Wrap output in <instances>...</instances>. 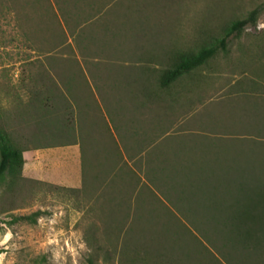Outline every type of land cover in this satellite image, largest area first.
Wrapping results in <instances>:
<instances>
[{
	"label": "rangeland",
	"instance_id": "374dc122",
	"mask_svg": "<svg viewBox=\"0 0 264 264\" xmlns=\"http://www.w3.org/2000/svg\"><path fill=\"white\" fill-rule=\"evenodd\" d=\"M263 1L0 0V107L17 142L29 146L22 173L79 189L31 183L25 203L9 213L43 214L34 224H10L11 214H0V264H36L43 254L44 264H87L97 243V264H122L142 247L152 264L160 259L155 249L164 264H264V234L256 244L228 242L203 224L206 213L178 207L169 184L154 178L163 162L191 165L208 143L223 144L216 137L264 139L247 131L254 119L264 121V10L196 69L200 85L176 105L148 97L156 87L144 68L164 66L170 49H196ZM73 13L88 20L75 27ZM244 112L251 117L242 121ZM131 130L136 141L127 138ZM143 136L150 141L139 149ZM121 166L139 183H115ZM172 243L190 256H171Z\"/></svg>",
	"mask_w": 264,
	"mask_h": 264
},
{
	"label": "trees",
	"instance_id": "16d2710c",
	"mask_svg": "<svg viewBox=\"0 0 264 264\" xmlns=\"http://www.w3.org/2000/svg\"><path fill=\"white\" fill-rule=\"evenodd\" d=\"M263 10L264 1L250 9L245 15L229 21L219 34H206L201 42L197 43L196 49L173 48L164 57V66L159 67L163 64L161 62L153 67L145 65L144 68L149 71L148 73L151 75L152 72L154 73L156 87L153 93L152 90L149 91L148 97L153 99L162 97L170 103L167 105H176L180 100V95L185 93L183 91H188L194 85L196 87L200 85L202 75L196 72V69L206 63L219 50L226 51L230 38L239 35L247 26L255 25ZM79 15L78 13L72 15V20L75 19L73 22L75 27L76 25L79 26L80 20H88ZM95 15L98 14L95 13L88 18L91 19ZM81 36L85 39V35ZM92 40L95 41V38ZM144 59L147 62L152 61V54L147 53ZM185 83L188 84L186 88H184ZM180 89L183 90L180 91ZM259 111L257 109L255 114ZM249 114L251 113L244 112L241 114L242 119H238L243 121L247 116H250ZM63 116L68 117L67 115ZM7 120L13 119L11 116L3 114L0 107V214L9 213L23 205L25 203L24 196L31 193L30 187L33 182L67 193H78L79 189L77 188L59 187L55 184L31 181L23 176V152L28 150L29 146H23L17 142L15 136L19 138V135H12L17 132V129L13 126L10 127L9 124L7 126ZM63 123L66 128L69 124L68 119ZM37 124L36 121L34 125L37 126ZM247 128L249 129H246L248 132H254L255 135L264 134V121L261 123V121L254 119ZM215 139H219L218 141L223 144L218 146L214 143H208L209 145H206L205 150L200 147L203 151L199 153V158L196 157L197 160L194 159V162L190 163L191 165H182L181 161H176L170 166L168 162L166 164L163 162L154 178L161 183L169 184V188L176 194L174 197L178 207L186 205L191 212H198L197 217L199 218L206 213L207 216H204L206 219H204L203 224L219 231L226 240H229L228 242L239 244L238 247L256 244L260 234H264V139H251L250 142L248 138L234 139L230 136L216 137ZM242 157L246 159L250 157L251 161H244L241 159ZM185 160L188 162L189 157ZM164 165H168L170 168L164 167ZM117 177L119 178L117 179ZM131 177L132 175L130 176L128 172H121V174L113 175L112 178L116 183V180H123L124 178L132 180ZM130 184H126L125 188H129ZM125 191L127 190L125 189ZM191 212L189 213L191 214ZM9 214H11L10 224L19 222L34 224L43 214V211L37 209L27 214ZM252 237L253 241H251ZM245 238L249 241L244 240ZM93 240V242L97 240L95 235H93ZM170 246L171 252L169 253L173 257L179 253L188 258L191 254L189 251L179 250L173 243ZM142 248H144L143 255L139 256L137 251H131L132 255L124 254L122 256L124 263L122 264H152L149 260V253L146 255L149 248ZM102 249V245L97 243L94 251L87 256L86 263L97 264V255ZM156 250L159 249H155V254L160 259L158 261L154 259V264H164L162 262L164 258L160 257L162 252L156 253ZM195 250H197L196 247ZM152 257L154 256L152 255ZM140 259L141 261H139ZM34 261L36 264H44L46 256L44 254L39 255Z\"/></svg>",
	"mask_w": 264,
	"mask_h": 264
},
{
	"label": "crops",
	"instance_id": "0c3cea01",
	"mask_svg": "<svg viewBox=\"0 0 264 264\" xmlns=\"http://www.w3.org/2000/svg\"><path fill=\"white\" fill-rule=\"evenodd\" d=\"M136 104V103H135ZM129 136H127V138H131L132 140L134 139V141H136V135H138V134H136L135 133V131L134 130H131V131H129ZM144 137V136H143ZM143 137H142V139H143ZM142 139H139L138 140V142H136V144L138 145V148L140 149L141 148V145H143L145 142H146V144L148 143V141H150V140H145L146 138L144 137V139L142 140ZM37 148V147H36ZM36 148H32V149H36ZM25 152H26V150L23 152V157H24V164H23V168H24V165H25V162H26V157H25ZM148 156H149V159H150V164L152 165V148L149 146V151H148ZM112 164H113V162H112ZM23 168H22V171H23ZM131 169H129V168H125V166L123 167V166H121L119 169H118V171L117 172H115V174L114 175H116V174H121V172H128L129 173V175L131 176L132 175V177H131V179H136V176L134 175V173L133 172H131L130 171ZM152 171V170H151ZM23 174V173H22ZM124 174V173H123ZM24 176V175H23ZM119 177H117V179H118ZM128 179H130V178H128ZM152 179V178H151ZM137 180V179H136ZM138 182L137 183H139V180H137ZM118 181L116 180V183H117ZM135 186V185H134ZM127 191H128V187H126L125 188ZM124 189V190H125ZM133 190V189H132ZM126 191V192H127ZM132 193V192H131Z\"/></svg>",
	"mask_w": 264,
	"mask_h": 264
}]
</instances>
